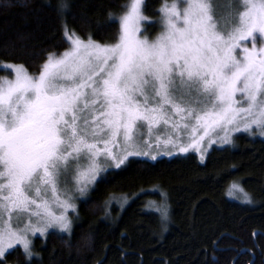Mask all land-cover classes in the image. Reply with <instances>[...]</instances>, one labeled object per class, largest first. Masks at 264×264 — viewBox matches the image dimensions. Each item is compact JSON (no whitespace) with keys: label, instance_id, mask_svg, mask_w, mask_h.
Masks as SVG:
<instances>
[{"label":"snow or ice","instance_id":"snow-or-ice-1","mask_svg":"<svg viewBox=\"0 0 264 264\" xmlns=\"http://www.w3.org/2000/svg\"><path fill=\"white\" fill-rule=\"evenodd\" d=\"M145 7L122 6L114 43L65 24L68 47L48 53L38 73L0 65L10 70L0 76V259L14 245L32 257L30 234L59 229L70 238L75 193L87 197L158 155L194 149L203 162L205 142L231 145L253 127L264 137V0H230L224 17L212 0H163L152 40L140 35L155 23ZM113 200L123 207L127 198L110 194L106 217ZM157 211L168 218L166 203Z\"/></svg>","mask_w":264,"mask_h":264},{"label":"trees","instance_id":"trees-1","mask_svg":"<svg viewBox=\"0 0 264 264\" xmlns=\"http://www.w3.org/2000/svg\"><path fill=\"white\" fill-rule=\"evenodd\" d=\"M127 2L0 0V65L20 63L37 73L48 53L67 48L65 24L83 38L114 43ZM162 2L145 0L143 14L155 22L144 26L146 37L161 29ZM61 3L67 7L58 17ZM9 74L0 67V76ZM233 137L231 145L211 147L203 162L189 152L116 175L77 199L78 218L71 215L70 238L53 230L34 236L32 257L26 259L16 247L0 264H264V138L244 133ZM233 183L250 203L228 196ZM110 194L127 201L120 207L113 200L106 217ZM153 203L167 204L166 220Z\"/></svg>","mask_w":264,"mask_h":264},{"label":"rangeland","instance_id":"rangeland-1","mask_svg":"<svg viewBox=\"0 0 264 264\" xmlns=\"http://www.w3.org/2000/svg\"><path fill=\"white\" fill-rule=\"evenodd\" d=\"M231 2H235V0H231ZM128 3V2H127ZM212 4H213V6H214V11H215V13H216V15H217V17H224L225 16V13L228 11V9H229V4H230V0H212ZM161 24H162V22H161ZM162 29H163V25L161 26V29H160V31H159V33L162 31ZM158 33V34H159ZM157 34V35H158ZM140 35L141 36H143V37H146L144 34H142V32L140 33ZM157 35H155L154 37H152V38H149V37H147L149 40H152V39H154ZM258 43H259V41H258ZM249 46H251L250 44H249ZM68 47V46H67ZM64 51V50H63ZM62 51V52H63ZM61 52H59V53H56L57 55L58 54H60ZM10 71V70H9ZM38 73V72H37ZM239 98V97H238ZM237 134H240V133H234L233 134V136H235V135H237ZM244 134H248V133H244ZM249 135H253V136H258V137H262V136H260L259 135V133H258V131L255 129V127H253V129H252V134H249ZM262 138H264V137H262ZM214 146H224V145H221V144H219V143H214V144H212V145H208L206 142L204 143V145H203V147H205V148H207L208 149V151L211 149V147H214ZM207 151V152H208ZM189 152H194V153H196L197 154V152L194 150V149H191V150H189ZM189 152H187V153H189ZM183 154H186V153H183ZM183 154H176V155H183ZM205 154L206 153H204V157H205ZM198 155V154H197ZM173 156H175V155H173ZM199 156V155H198ZM159 157H172V156H165V155H158V157L157 158H159ZM229 189H230V186H229V188H228V192H227V194H228V196L229 197H231V198H235V197H240V198H243V193H242V191H236V190H233V192H232V194L231 195H229ZM75 196H76V199H74V203L76 204V201H77V199L79 198H83V197H80L79 196V193H75ZM152 206H153V209L155 210H157V208H158V206H157V204H155V203H153L152 204ZM73 213H71V211L69 212V215H70V217H71V215H72ZM56 231V232H59V233H62V232H60V230L59 229H49L48 230V232L49 231ZM47 234V233H46ZM34 236H40L39 235V233H36V234H30V239H32ZM16 247H20L19 245H14L12 248H9V249H7L6 251H5V253L7 252V251H10V250H12L13 248H16Z\"/></svg>","mask_w":264,"mask_h":264}]
</instances>
